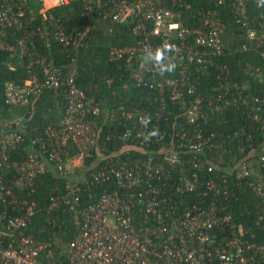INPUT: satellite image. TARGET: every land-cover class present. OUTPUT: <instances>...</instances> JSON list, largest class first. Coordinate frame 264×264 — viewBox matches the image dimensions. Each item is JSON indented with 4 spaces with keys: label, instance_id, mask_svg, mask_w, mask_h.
<instances>
[{
    "label": "built area",
    "instance_id": "2783aa9c",
    "mask_svg": "<svg viewBox=\"0 0 264 264\" xmlns=\"http://www.w3.org/2000/svg\"><path fill=\"white\" fill-rule=\"evenodd\" d=\"M207 1L213 6L202 4L192 11L190 0H107L105 17L129 24L134 37L130 44L113 45L109 59L127 63L135 59L140 70L130 85L149 90L155 99L150 108L123 111L129 130L110 132L100 144L101 105L80 88L71 71L33 57L39 32L54 35L65 47L78 46L81 33H67L47 12L35 25L38 18L29 0H0V51H18L22 57H32L31 68H45L42 77L34 73L22 84L6 82L5 104L27 106L49 89L66 105L60 124L30 126L22 116L0 122V264H264V244L245 239V228L234 212L242 188H249L264 204V141L253 147L252 134H244V127L227 133L205 130L208 111L214 114L227 105L248 102L240 83L230 85V69L223 61L226 25L220 7L228 1ZM248 2L229 4L235 23L246 32L244 50L264 37V24L259 35L249 18ZM183 59L205 73L218 69L219 91H226L204 97L188 78L146 77L168 72L176 61L183 65ZM171 106L183 111L185 122L181 125L176 115L173 130L167 133L158 127ZM114 138L131 141L147 153L109 155L106 143ZM72 148L76 156H70ZM96 150L100 154L93 169L51 199L52 206L64 204L73 210L79 225L65 258L58 259L52 238L25 232L35 210L21 192L32 189L37 176L51 169L68 175L76 158L84 167ZM224 151L234 158L235 152L241 154L234 161L232 177H201L205 156L214 159L205 167L214 175V162L222 161ZM102 183H111L112 188H105L93 201L88 194L85 200L88 186Z\"/></svg>",
    "mask_w": 264,
    "mask_h": 264
},
{
    "label": "trees",
    "instance_id": "16d2710c",
    "mask_svg": "<svg viewBox=\"0 0 264 264\" xmlns=\"http://www.w3.org/2000/svg\"><path fill=\"white\" fill-rule=\"evenodd\" d=\"M227 1L226 7H220L225 12L227 19V29L223 35L225 49L223 61L230 69V85L240 83L242 95L247 97L248 102L245 104L239 102L233 106L227 105L221 110H216L214 114L208 111V124L205 130L206 132L219 130L227 133L244 127V134L247 135L249 132L252 134L250 141L253 147H258L264 141V129H260L264 118V37L258 39L259 43L254 41L250 44L249 49L244 50L243 43L246 39V32L238 28L231 20V6L229 7L231 0ZM106 2L107 0H72L68 4H60L49 9L47 13L53 14L55 18L59 19L67 33L74 35L81 33L80 43L78 46L65 47L54 35L39 32L35 37L33 49V57L40 56L45 58L48 63L51 62L66 71H71L80 88L88 96L94 97L101 105L103 110L98 119L100 144L104 143L106 134L110 132L116 134L118 131L129 130L130 125L123 123V121H127L122 117L123 111L131 112L140 108H150L149 104L152 105L155 99V95L149 90L130 85L134 80V74L140 70L135 59L130 63L109 59V51L113 45L130 44L134 41V37L129 24L105 17L108 11ZM190 2L193 6L192 11L202 4L206 7L213 6V3L207 0H190ZM29 3L32 8L34 7L33 10L38 18L34 24H40L43 20V14L40 12L41 1L34 3V0H29ZM247 8L253 26L258 29V34L261 35L263 33L261 24H264V0H250ZM191 19L187 23H191ZM31 58L20 56L18 51H0V122L11 117L9 109L12 107L5 104L6 82L14 81L22 84L34 73L40 77L45 74L44 67L31 68L29 66ZM181 69L185 70L184 74L180 72ZM218 72L219 70L214 67L207 70L206 73L202 72L195 65H190L186 59H183V65L176 61L168 73H151L146 74V77L153 80L170 77L188 78L190 83L197 84V89L204 97L211 98L215 97L219 91V84L215 78ZM125 84H128V87H125ZM230 90L232 92L235 89ZM224 91L226 88L219 92ZM259 104L261 109L257 110ZM21 109L18 113L23 116L25 123L41 127L60 124L66 113L65 103L56 96L53 90L49 89L34 97L29 105L22 106ZM169 110L171 111L167 112V118L164 117L158 127L167 133L173 130V119L176 115L181 125H184L183 122H185L183 111L177 106H171ZM244 134L241 136L244 137ZM250 141L246 142L247 145ZM166 143H171L170 138L167 137ZM127 145L133 146L128 147ZM106 146L109 149V155L120 154L122 158L132 155L143 156L147 153L144 150L136 149L137 146L131 141L118 140L117 138L107 141ZM157 146L158 144L152 145V147ZM247 153L248 150L244 154ZM99 154L100 150H96L93 158L85 159L83 175L86 176L98 163ZM235 154L237 156L234 158L233 154L224 151L222 161L214 162L216 168L214 175L206 172L205 167L214 161L211 156H208L209 154L206 155L204 168L200 171L201 177L214 176L217 178L221 175L232 177L234 161L241 156L238 152ZM76 155L77 152L74 149L70 151V156ZM215 156L218 155L215 154ZM67 178V176L64 177L51 169L37 176L32 189H25L21 192L23 198L27 199L29 203H34L35 210L25 232L40 239L52 238L58 259L65 258L67 246L74 239L79 228L69 207L61 204L50 210L51 199L67 190ZM105 188H112V184L89 185L88 191L85 193V200H88V194L93 197L90 201L97 199ZM239 195L240 200L234 212L237 223L242 224L245 228V239L264 244V204L249 188L240 189Z\"/></svg>",
    "mask_w": 264,
    "mask_h": 264
},
{
    "label": "crops",
    "instance_id": "0c3cea01",
    "mask_svg": "<svg viewBox=\"0 0 264 264\" xmlns=\"http://www.w3.org/2000/svg\"><path fill=\"white\" fill-rule=\"evenodd\" d=\"M39 1H41V4H42V8H41V10H40V12L41 13H45V12H47V10H49V9H51V8H53V7H55V6H58L59 5V3H57V4H55V3H53V0H50V2H48L49 4H50V6L49 7H47V3H46V0H39ZM38 0H34V3H38L39 2ZM56 1V0H55ZM250 1V0H249ZM57 2H58V0H57ZM30 4V3H29ZM227 5H225V6H223V7H226ZM230 7V6H229ZM34 8V7H33ZM32 8V6H31V9H33ZM231 8V7H230ZM247 10H248V8H247ZM230 11H231V9H230ZM232 12V11H231ZM231 20L234 22V24H236L235 23V21H234V15H233V13L231 14ZM223 19H224V21H225V25H226V29H227V19H226V15H225V12L223 11ZM237 25V24H236ZM238 26V25H237ZM238 28H240L239 26H238ZM225 29V30H226ZM149 59H145V62H146V64H149ZM169 72V71H168ZM168 72H166V73H168ZM163 74H165V73H163ZM19 116H22V115H19ZM23 117V116H22ZM99 123V122H98ZM99 125V124H98ZM99 127H100V125H99ZM76 160H78V161H80L79 160V158H76V159H74L73 161H72V165L73 166H75L76 167V164H75V162H76ZM59 174V173H58ZM83 174V173H82ZM61 175V174H60ZM64 177H68L67 178V180H66V183L68 184L69 182H74V181H77V180H79V179H81L82 178V176L83 175H77V172H74L73 170L68 174V175H63ZM67 187V186H66ZM58 207V206H57ZM56 206H52L51 204H50V210L51 209H53V208H57ZM71 210V209H70ZM71 212L73 213V215H74V212L71 210ZM73 219H74V217H73ZM74 221L77 223V221L74 219Z\"/></svg>",
    "mask_w": 264,
    "mask_h": 264
},
{
    "label": "rangeland",
    "instance_id": "374dc122",
    "mask_svg": "<svg viewBox=\"0 0 264 264\" xmlns=\"http://www.w3.org/2000/svg\"><path fill=\"white\" fill-rule=\"evenodd\" d=\"M48 2H50V0H48ZM53 3L57 4L58 2L56 3V1L53 0ZM46 5H47V7L50 6L49 3L46 4ZM21 108H22V106H14L11 109H9V115L11 117L8 118L7 120L16 119V117H18L20 115V113H18V112H19V109H21ZM75 164H76V167L75 166H72V170L74 172H77V175L79 176V175H81L84 172V168H83V166L81 165V163L78 160H76Z\"/></svg>",
    "mask_w": 264,
    "mask_h": 264
},
{
    "label": "clouds",
    "instance_id": "9594fccd",
    "mask_svg": "<svg viewBox=\"0 0 264 264\" xmlns=\"http://www.w3.org/2000/svg\"><path fill=\"white\" fill-rule=\"evenodd\" d=\"M157 54H158L159 56L162 55V53H159V52H158Z\"/></svg>",
    "mask_w": 264,
    "mask_h": 264
},
{
    "label": "bare ground",
    "instance_id": "6f19581e",
    "mask_svg": "<svg viewBox=\"0 0 264 264\" xmlns=\"http://www.w3.org/2000/svg\"><path fill=\"white\" fill-rule=\"evenodd\" d=\"M57 1V0H56ZM46 3L48 4V0H46Z\"/></svg>",
    "mask_w": 264,
    "mask_h": 264
}]
</instances>
